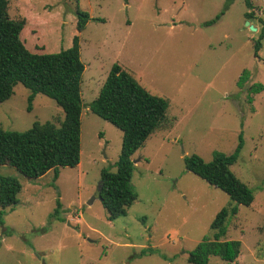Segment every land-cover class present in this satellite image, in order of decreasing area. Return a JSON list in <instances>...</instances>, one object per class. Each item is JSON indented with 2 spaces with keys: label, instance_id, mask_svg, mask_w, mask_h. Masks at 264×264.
<instances>
[{
  "label": "rangeland",
  "instance_id": "obj_1",
  "mask_svg": "<svg viewBox=\"0 0 264 264\" xmlns=\"http://www.w3.org/2000/svg\"><path fill=\"white\" fill-rule=\"evenodd\" d=\"M250 1L251 8L245 0H8L9 15L26 19L21 38L30 51L67 49L78 35L85 69L80 166L60 168L57 178L48 171L30 179L0 165V175L21 184L18 202L1 217L0 264H193L189 252L213 236L211 221L234 202L187 171L183 158L230 154L240 135L243 147L231 170L254 199L238 204L221 238L239 240L240 254L234 262L210 256L207 264H264V36L256 54L252 43L264 26V0ZM77 9L91 17L80 33ZM114 63L168 100L169 123L132 156L136 199L109 220L98 195L101 169H116L122 132L89 104ZM243 72L247 79L239 86ZM252 84L262 89L248 91ZM29 94L18 83L0 104L3 129L23 131L36 121L58 125L64 118L41 93L28 111Z\"/></svg>",
  "mask_w": 264,
  "mask_h": 264
},
{
  "label": "trees",
  "instance_id": "obj_2",
  "mask_svg": "<svg viewBox=\"0 0 264 264\" xmlns=\"http://www.w3.org/2000/svg\"><path fill=\"white\" fill-rule=\"evenodd\" d=\"M233 0H228L231 2ZM248 8L250 0H245ZM228 7V6H227ZM225 8L215 18L207 21L211 25L224 14ZM76 31L84 30L91 19L86 11L77 9ZM246 19L253 17L251 11ZM26 19L12 18L8 13V0H0V104L9 99L18 83L30 90L27 110H32L36 94L52 98L62 109L64 118L56 125L51 121L34 122L23 131L5 130L0 126V165H9L25 177L36 179L48 171L57 178L60 168L76 167L81 154V113L83 109L81 83L85 66L80 57L79 36L74 35L67 49L57 52L35 53L24 44L21 34ZM264 26L257 39L252 40L255 54L261 47ZM247 79L243 72L237 85ZM243 81V82H242ZM261 85L252 84L248 91L259 92ZM169 102L166 98L151 94L118 63L112 64L103 85L89 109L107 120L122 132L121 151L115 170L101 169V189L98 191L107 218L113 220L126 213L136 199L131 183L134 164L132 156L146 139L159 128L166 126ZM243 147L240 135L233 152L216 151L210 161L191 154L183 158L185 169L225 192L234 202L221 208L211 221L214 231L192 249L187 260L193 264H207L210 256H218L234 262L240 254L239 240H221L226 233L225 221L238 212V204L250 205L254 195L244 182L231 170ZM20 182L12 176L0 175V221L3 210L18 202ZM61 202L56 199L55 213L60 211Z\"/></svg>",
  "mask_w": 264,
  "mask_h": 264
},
{
  "label": "water",
  "instance_id": "obj_3",
  "mask_svg": "<svg viewBox=\"0 0 264 264\" xmlns=\"http://www.w3.org/2000/svg\"><path fill=\"white\" fill-rule=\"evenodd\" d=\"M245 24H246V26H249V28L251 30H256V28L248 20L245 22ZM133 163H135V161ZM100 189H101V183H100V186H99V191H100ZM99 197H100V195H99Z\"/></svg>",
  "mask_w": 264,
  "mask_h": 264
},
{
  "label": "crops",
  "instance_id": "obj_4",
  "mask_svg": "<svg viewBox=\"0 0 264 264\" xmlns=\"http://www.w3.org/2000/svg\"><path fill=\"white\" fill-rule=\"evenodd\" d=\"M80 164H81V162H79V164L77 165V167L80 166Z\"/></svg>",
  "mask_w": 264,
  "mask_h": 264
}]
</instances>
